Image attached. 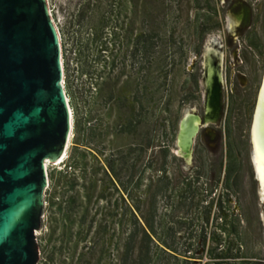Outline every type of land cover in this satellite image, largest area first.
<instances>
[{"label": "rangeland", "instance_id": "obj_1", "mask_svg": "<svg viewBox=\"0 0 264 264\" xmlns=\"http://www.w3.org/2000/svg\"><path fill=\"white\" fill-rule=\"evenodd\" d=\"M48 2L76 128L52 170L42 264H121L147 225L153 264H264L251 140L264 0ZM187 113L206 122L189 156Z\"/></svg>", "mask_w": 264, "mask_h": 264}, {"label": "water", "instance_id": "obj_2", "mask_svg": "<svg viewBox=\"0 0 264 264\" xmlns=\"http://www.w3.org/2000/svg\"><path fill=\"white\" fill-rule=\"evenodd\" d=\"M66 92L47 0H0V264H42L52 170L75 136Z\"/></svg>", "mask_w": 264, "mask_h": 264}, {"label": "bare ground", "instance_id": "obj_3", "mask_svg": "<svg viewBox=\"0 0 264 264\" xmlns=\"http://www.w3.org/2000/svg\"><path fill=\"white\" fill-rule=\"evenodd\" d=\"M48 5H49V2H48ZM49 11L53 18L57 31L59 33V38H60L62 49H64L61 32L59 30V26L57 25L55 18L53 17V12L50 6H49ZM70 108H71V104H70ZM256 111L257 112H255L253 125L251 129V140H252V147H254V161H255L254 169L256 167L255 174H256V177H258L257 181L260 183L261 192L263 194V199H264V76L262 80L261 92L259 95ZM71 112L73 116L72 123L74 127V132H75L76 122H75V115H74L72 108H71ZM205 124L206 122L203 121L198 116H194L189 113L185 115V118L181 124L180 135L178 138L177 148L178 150L180 149V154L189 156V152L193 146L195 137L198 135L200 128Z\"/></svg>", "mask_w": 264, "mask_h": 264}, {"label": "trees", "instance_id": "obj_4", "mask_svg": "<svg viewBox=\"0 0 264 264\" xmlns=\"http://www.w3.org/2000/svg\"><path fill=\"white\" fill-rule=\"evenodd\" d=\"M100 40L95 39L97 43ZM108 45L110 44L107 41L102 43L100 46V52L107 53L109 50ZM111 78L110 74L108 75L107 80H111ZM152 233L153 228L147 225L142 231L137 230L130 234L121 245V264H153V255H148L150 252V244L152 243Z\"/></svg>", "mask_w": 264, "mask_h": 264}, {"label": "built area", "instance_id": "obj_5", "mask_svg": "<svg viewBox=\"0 0 264 264\" xmlns=\"http://www.w3.org/2000/svg\"><path fill=\"white\" fill-rule=\"evenodd\" d=\"M67 98H68V96H67ZM68 103L70 104V102H69V98H68ZM73 117V116H72Z\"/></svg>", "mask_w": 264, "mask_h": 264}, {"label": "flooded vegetation", "instance_id": "obj_6", "mask_svg": "<svg viewBox=\"0 0 264 264\" xmlns=\"http://www.w3.org/2000/svg\"><path fill=\"white\" fill-rule=\"evenodd\" d=\"M206 72H207V69H206ZM207 76H208V73H207ZM203 121H205V120H203Z\"/></svg>", "mask_w": 264, "mask_h": 264}]
</instances>
